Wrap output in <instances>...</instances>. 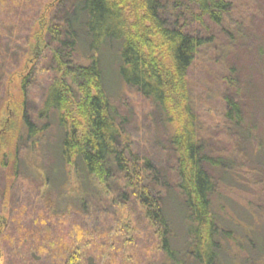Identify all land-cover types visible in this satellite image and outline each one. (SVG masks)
I'll return each instance as SVG.
<instances>
[{"label": "trees", "instance_id": "obj_1", "mask_svg": "<svg viewBox=\"0 0 264 264\" xmlns=\"http://www.w3.org/2000/svg\"><path fill=\"white\" fill-rule=\"evenodd\" d=\"M233 6L232 0H0V117L8 76L22 69L29 50L37 54L21 78V100L0 119L5 264H264V170L243 151L264 160V133L248 120L238 68L222 76L221 123L237 147L210 143L191 93L200 53L218 51L221 34L228 50L235 47L242 30L227 23ZM112 46L120 81L168 125V169L129 142L106 86L103 56ZM42 84L36 105L30 90ZM53 118L60 132L55 164L44 150ZM229 180L251 188L253 199L235 193ZM170 197L184 230L180 246ZM222 199L235 208L246 201L239 206L245 213Z\"/></svg>", "mask_w": 264, "mask_h": 264}, {"label": "rangeland", "instance_id": "obj_2", "mask_svg": "<svg viewBox=\"0 0 264 264\" xmlns=\"http://www.w3.org/2000/svg\"><path fill=\"white\" fill-rule=\"evenodd\" d=\"M35 1V0H34ZM49 0H36L43 4ZM233 9L229 13L230 24L240 26L241 33L237 35L235 47L228 50L229 39L221 34L218 51L204 49L197 59L190 73L192 101L199 119V126L203 134L209 138L210 143L220 149H232L234 140L228 131H223L222 93L225 85L222 80L231 67L238 68L239 76L243 80L244 99L247 102L248 120L264 133V52L260 53L256 46L258 42L263 44L264 51V0H232ZM31 3H29V6ZM234 32V28L231 29ZM229 38H232L229 36ZM260 44V45H261ZM110 54L103 56L106 86L113 103L119 108L125 127L129 134V142L132 148L142 155H149L155 163L164 169L169 168L172 157L171 145L168 142V125L163 116L154 108L152 103L143 98L136 91L124 86L116 74V62L114 58L115 46L111 47ZM218 53V55L216 53ZM215 53V54H213ZM37 54L33 49L24 56L22 69L8 76L4 89V106L1 112V122L7 120L12 114V106L21 100L20 83L22 76L37 62ZM41 85V84H40ZM43 87H35L30 90V97L40 104V92ZM243 91V90H242ZM10 114V115H9ZM51 121L48 135L49 142L44 146L48 150V162L55 164L57 152L54 148L60 132ZM237 147V146H236ZM251 160L253 166L264 170V160L258 155L253 156L250 148L243 149ZM259 157V158H258ZM264 174V173H262ZM3 173L0 172V187L2 188ZM235 193H243L248 199H253L252 189L235 181H228ZM256 197L255 201L260 202ZM234 198V197H233ZM238 199V198H236ZM225 204L232 203L226 199L220 200ZM238 202V200H237ZM239 203V202H238ZM246 201L241 200L240 204ZM240 204H237L241 206ZM230 205V208L232 206ZM233 206L235 212L245 213L244 207ZM167 211L173 222L176 235L175 244L180 246L183 241L184 230L180 222L179 210L176 202L170 197L166 201ZM264 211V210H263ZM247 215H249L247 211ZM225 225L229 223L224 219ZM0 264H5V256L0 252Z\"/></svg>", "mask_w": 264, "mask_h": 264}]
</instances>
